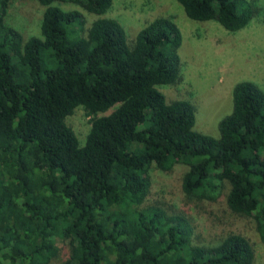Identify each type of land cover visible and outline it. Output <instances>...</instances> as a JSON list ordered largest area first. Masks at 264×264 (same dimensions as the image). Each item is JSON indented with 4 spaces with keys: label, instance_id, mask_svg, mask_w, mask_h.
<instances>
[{
    "label": "trees",
    "instance_id": "obj_1",
    "mask_svg": "<svg viewBox=\"0 0 264 264\" xmlns=\"http://www.w3.org/2000/svg\"><path fill=\"white\" fill-rule=\"evenodd\" d=\"M16 1L0 0V264H52L56 242L69 254L59 264H254L245 236L201 243L185 214L148 198L153 170L184 168L187 203L224 201L264 245V89L234 84L209 136L189 99L160 91L182 81L173 17L128 41L106 17L113 0H29L44 10L39 35L24 36L7 23ZM174 1L231 34L264 19L258 0ZM79 107L91 118L82 145L67 124Z\"/></svg>",
    "mask_w": 264,
    "mask_h": 264
},
{
    "label": "rangeland",
    "instance_id": "obj_2",
    "mask_svg": "<svg viewBox=\"0 0 264 264\" xmlns=\"http://www.w3.org/2000/svg\"><path fill=\"white\" fill-rule=\"evenodd\" d=\"M264 7V0H258ZM63 9H78L69 3H56ZM44 8L34 1L12 4L7 23L24 36L39 35ZM84 15V14H83ZM158 16H171L182 34L179 53L182 81L160 88L167 101L189 99L196 109L194 130L218 137V123L230 112L231 90L240 81H252L264 89V19L251 22L237 33H228L214 22H193L186 18L174 0H113L106 17L117 19L128 41H132L144 24ZM87 22L95 17L85 14ZM91 118L79 107L67 118V124L82 145L90 129ZM184 168L171 172H151L153 188L148 200L167 212H181L190 220L194 239L212 242L229 233L245 236L254 251V264H264V245L251 219L232 214L224 201L187 203L181 190ZM52 264L68 257V250L56 242Z\"/></svg>",
    "mask_w": 264,
    "mask_h": 264
}]
</instances>
